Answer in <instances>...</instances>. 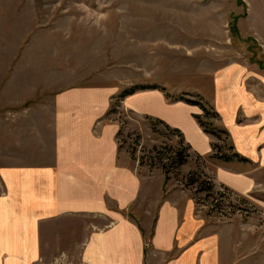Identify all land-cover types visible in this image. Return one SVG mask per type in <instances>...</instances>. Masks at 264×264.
I'll list each match as a JSON object with an SVG mask.
<instances>
[{"label":"rangeland","instance_id":"obj_1","mask_svg":"<svg viewBox=\"0 0 264 264\" xmlns=\"http://www.w3.org/2000/svg\"><path fill=\"white\" fill-rule=\"evenodd\" d=\"M238 70L264 98V0H0V141L16 136L7 119L34 112L61 90H112L107 119L120 126V160L152 178L145 180L152 193L132 216L150 232L157 199L184 194L201 232L219 236L222 264H264V189L240 194L211 174L221 160L211 155L232 154L230 137L211 134L222 149L201 156L181 132L124 104L131 91L158 88L170 100L202 102L210 111L201 109L203 121L224 129L213 107L215 80ZM182 149L186 162L171 163ZM91 224L110 223L66 217L48 225L47 254L34 264H80L72 237Z\"/></svg>","mask_w":264,"mask_h":264},{"label":"crops","instance_id":"obj_2","mask_svg":"<svg viewBox=\"0 0 264 264\" xmlns=\"http://www.w3.org/2000/svg\"><path fill=\"white\" fill-rule=\"evenodd\" d=\"M215 84L213 107L236 156L218 161L211 174L240 194L264 189V98L244 85L243 71H224ZM110 97L109 89L69 88L33 114L26 109L7 119L16 136L0 141V264L41 260L48 225L66 217L110 223L97 229L91 224L81 238L72 237L80 264H222L219 236L201 232L184 194L157 199L150 232L132 216L130 209L152 193L145 188L152 178L120 160V126L107 119ZM124 104L178 129L196 154L212 153L215 137L195 118L197 105L170 100L158 88L128 94ZM54 238L62 239L58 233Z\"/></svg>","mask_w":264,"mask_h":264},{"label":"trees","instance_id":"obj_3","mask_svg":"<svg viewBox=\"0 0 264 264\" xmlns=\"http://www.w3.org/2000/svg\"><path fill=\"white\" fill-rule=\"evenodd\" d=\"M133 92H135V91H131V92L125 94L124 96H127L128 94H132ZM182 100L191 104V105H198L204 111V113L206 115L209 114V112H210L209 109L207 108V106L205 104H203L202 102H198V101H194V100L186 99V98H182ZM216 116H219L218 113H216ZM195 118L197 119V121L199 122V124L202 126L203 130L206 133L214 135L219 141L222 140V137H221L222 134H225L226 136H228V133L224 129L216 130L215 128L208 127L207 123L203 121L202 115H195ZM157 121L160 123H164L163 121H161L159 119H157ZM164 124L166 125L167 128H170L166 123H164ZM172 130H174V132H176L178 134H181L178 129H172ZM188 147H189V145H188ZM212 148H213V150H215L217 148L218 151H220V149H222V148H220V146L218 147V143H216V142L213 143ZM230 149H232V146H230ZM234 156H236V155H232L231 153L230 154H227V153L220 154L219 153L218 155H216V154L211 155V157H215V158H218V159H221L224 161H229V160L233 159ZM185 162H186L185 149H182L181 151L176 152L175 157H173V161L171 163H174L177 165H182ZM195 180L196 179H191V182L194 183V182H196ZM200 186L201 187L206 186L205 187L206 189L211 190L213 185H210V183H206L204 181L203 183H201ZM224 188L229 190L226 187H224Z\"/></svg>","mask_w":264,"mask_h":264}]
</instances>
